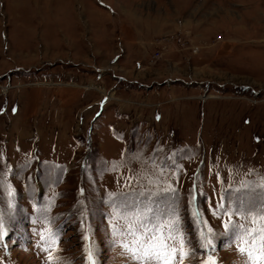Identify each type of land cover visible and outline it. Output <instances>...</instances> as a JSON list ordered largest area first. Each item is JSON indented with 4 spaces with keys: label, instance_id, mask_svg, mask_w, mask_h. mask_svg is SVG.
Instances as JSON below:
<instances>
[{
    "label": "rangeland",
    "instance_id": "rangeland-1",
    "mask_svg": "<svg viewBox=\"0 0 264 264\" xmlns=\"http://www.w3.org/2000/svg\"><path fill=\"white\" fill-rule=\"evenodd\" d=\"M261 204L264 0H0V264H137L146 208L183 264H264L224 213Z\"/></svg>",
    "mask_w": 264,
    "mask_h": 264
},
{
    "label": "snow or ice",
    "instance_id": "snow-or-ice-1",
    "mask_svg": "<svg viewBox=\"0 0 264 264\" xmlns=\"http://www.w3.org/2000/svg\"><path fill=\"white\" fill-rule=\"evenodd\" d=\"M174 191V189H170ZM11 194V192H10ZM125 207H127L125 205ZM221 209H224V205H219ZM153 213V209L146 208L143 211H133L132 223L128 224V234L134 237V243L139 246V249L142 251V255L137 256V248H129V245L124 244L122 247L129 251L132 258L137 261V264H160L162 261L163 264H172V261L176 258L177 252L179 251L180 264H183L185 257L190 255L189 252L184 251L185 241L180 236L179 239V249L176 247V235L178 231L177 224L178 218H175L174 215L160 214V218L153 223V220L156 219ZM224 213L229 216V222L225 224V228L232 232L234 238H238L242 244H251L255 246L257 240L260 241V246L264 248V225H259V221H264V204L259 206L250 205L242 206L237 205L233 209H225ZM233 215L242 217L245 221L249 222L254 227H244L241 224L232 223L231 217ZM167 221V225L165 224ZM151 225V226H150ZM168 227V232L165 235L164 228ZM211 229H208L209 234H211ZM3 238V233L0 232V239ZM43 234H41V239H43ZM87 239V237H85ZM142 241H147V246H145ZM168 241H173L170 245ZM201 241L205 249L212 246V240L204 235L201 232ZM242 254L246 252L244 247H239L238 249ZM87 253V259L90 264H95L93 260V252L91 248L85 249ZM248 256H251V252L247 253ZM203 264H216V261L212 256H208Z\"/></svg>",
    "mask_w": 264,
    "mask_h": 264
},
{
    "label": "trees",
    "instance_id": "trees-1",
    "mask_svg": "<svg viewBox=\"0 0 264 264\" xmlns=\"http://www.w3.org/2000/svg\"><path fill=\"white\" fill-rule=\"evenodd\" d=\"M2 219L0 218V221H1ZM87 248H88V246H87Z\"/></svg>",
    "mask_w": 264,
    "mask_h": 264
}]
</instances>
